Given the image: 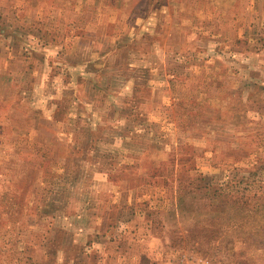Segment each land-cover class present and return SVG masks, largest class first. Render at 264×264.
Masks as SVG:
<instances>
[{"label": "rangeland", "instance_id": "374dc122", "mask_svg": "<svg viewBox=\"0 0 264 264\" xmlns=\"http://www.w3.org/2000/svg\"><path fill=\"white\" fill-rule=\"evenodd\" d=\"M0 264H264V0H0Z\"/></svg>", "mask_w": 264, "mask_h": 264}, {"label": "trees", "instance_id": "16d2710c", "mask_svg": "<svg viewBox=\"0 0 264 264\" xmlns=\"http://www.w3.org/2000/svg\"><path fill=\"white\" fill-rule=\"evenodd\" d=\"M238 114H239V112L236 111V110H235L233 113H231V115L234 116V117L237 116ZM48 226H49V225H48ZM106 230L108 231V229H106ZM63 234H65V232H64Z\"/></svg>", "mask_w": 264, "mask_h": 264}]
</instances>
